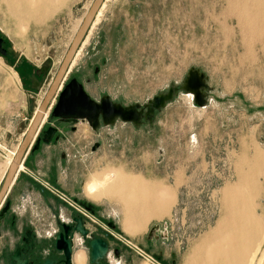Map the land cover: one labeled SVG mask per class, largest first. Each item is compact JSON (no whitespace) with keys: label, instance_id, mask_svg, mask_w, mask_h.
<instances>
[{"label":"rangeland","instance_id":"374dc122","mask_svg":"<svg viewBox=\"0 0 264 264\" xmlns=\"http://www.w3.org/2000/svg\"><path fill=\"white\" fill-rule=\"evenodd\" d=\"M92 1L68 0L36 23L13 21L0 3V38L7 51L0 55V184L8 152L22 139L13 135L17 123L9 120L3 95L10 87L24 91L26 113H34ZM98 11L62 83L75 77L90 97L108 95L122 105L143 104L179 85L192 67L209 85L203 107L179 92L155 112L152 126L117 121L90 131L82 164L87 181L95 171L121 170L173 190L168 214L144 231H165L167 246L177 247L166 264H179L193 245L213 244L220 191L235 182L237 161L249 160L255 149L264 151L262 41L243 33L236 16L227 14L226 0H104ZM54 101L52 96L47 115ZM78 130L89 133L85 123ZM92 141L100 142L93 152ZM120 207L109 202V219L123 228Z\"/></svg>","mask_w":264,"mask_h":264},{"label":"crops","instance_id":"0c3cea01","mask_svg":"<svg viewBox=\"0 0 264 264\" xmlns=\"http://www.w3.org/2000/svg\"><path fill=\"white\" fill-rule=\"evenodd\" d=\"M10 88L3 95V99L6 101L7 111L11 113L9 120L17 123V130L13 135L22 137L28 125L27 121L29 123L33 114L26 113L27 99L24 91L15 92ZM79 124L81 123L77 127ZM3 125L0 120V131ZM7 134L12 133L6 130L5 135ZM88 134L82 135L76 130L67 134L65 141L51 142L42 145L38 150L30 149L25 153L19 165L21 167L18 168L6 194L5 200L9 201V209L0 217V259L5 252L21 244L22 237L29 229L36 238L44 237V232L53 226L56 216L66 219L74 211L69 205L73 200L88 201L95 207L93 215L81 212L88 219L86 226L109 242L111 250L102 264H166L167 257L173 256L174 250L177 251V247L167 246L165 231L145 235L147 224L156 219L139 220V213L136 211L135 215L132 214L131 223H127L121 209L123 228L114 225L113 230H108L104 227L105 223L111 221L109 202L121 206L122 201L119 197L110 195L98 198L86 196L84 185L88 177L82 173V164L86 163L84 153L87 138L91 135L90 130ZM4 167L2 165V176L6 171ZM172 194L174 203L173 190ZM214 247L215 242L205 248L202 242L193 245L191 252L184 257V262L180 261L179 264H201L203 256ZM71 261V264H89L86 249L74 245Z\"/></svg>","mask_w":264,"mask_h":264},{"label":"bare ground","instance_id":"6f19581e","mask_svg":"<svg viewBox=\"0 0 264 264\" xmlns=\"http://www.w3.org/2000/svg\"><path fill=\"white\" fill-rule=\"evenodd\" d=\"M67 1L0 0V3L13 21L36 23L46 19ZM226 1L229 7L227 14L236 16L243 33L262 41L264 48V0ZM98 14L99 11L96 17ZM185 94L191 95L192 99V94ZM42 115L43 119L46 111ZM14 154L13 151L6 157L5 170ZM235 172V182L225 185L220 191V217L212 242L216 247L207 251L201 264H212L215 257L219 258L217 264H264V248L255 261L258 249L264 247V207L259 208L257 203L261 198L264 201V188L259 181V177H264V151L255 149L249 160L241 157L235 165ZM109 175H92L84 186L85 194L89 198L102 195L119 197L127 223H131L135 211L139 213V220L160 219L168 214L174 200L169 188L124 174L121 170Z\"/></svg>","mask_w":264,"mask_h":264},{"label":"water","instance_id":"95a60500","mask_svg":"<svg viewBox=\"0 0 264 264\" xmlns=\"http://www.w3.org/2000/svg\"><path fill=\"white\" fill-rule=\"evenodd\" d=\"M103 1L93 0L90 4L2 177L0 184V217L9 209V201H5L8 188L16 175L25 152L30 147L34 136H36L44 122L42 114L46 111L52 96L57 95V98L50 109V118H57L72 123H75L77 120H84L92 130H97L100 125L112 126L117 121L130 123L135 128H139L144 122L152 126L155 112L164 108L179 92L192 94L194 104L199 107L206 105V93L209 91L206 76L199 69L193 67L187 70L179 85H170L166 91L157 93L143 104L132 103L122 105L114 102L108 95H102L98 101H95L85 91L83 84L75 77H71L67 82L62 83V79L69 71L72 60ZM2 42L3 40L0 38V55L4 56L6 51L1 46ZM55 92L56 94H54ZM55 130L51 125L43 130L41 135L36 138L33 149L39 147L40 141L42 143H49ZM92 149H95V147H92ZM80 205L91 214H94L95 211L92 204L81 201ZM85 223L83 216L71 215L70 222L61 224V230L42 245L30 239L31 231L28 230L22 240L23 245H18L13 250L5 252L0 259V264H71L72 238L74 233L80 234L83 239L87 235L90 236L86 243L88 247V262L89 264H102V262L106 261L107 255L111 250L109 242L105 238L96 235ZM108 224L114 227L113 222H109ZM154 229H156V226L151 228L152 231Z\"/></svg>","mask_w":264,"mask_h":264},{"label":"flooded vegetation","instance_id":"af4514ba","mask_svg":"<svg viewBox=\"0 0 264 264\" xmlns=\"http://www.w3.org/2000/svg\"><path fill=\"white\" fill-rule=\"evenodd\" d=\"M1 46H2V48H4V40H3V42L1 43ZM6 54H7V51H6ZM5 54V55H6ZM70 79V78H69ZM68 79V80H69ZM67 80V81H68ZM56 98H57V95L56 96H54V100L56 101ZM94 99V98H93ZM100 98H98V99H94L95 101H98ZM55 101H54V103H55ZM54 103H53V105H54ZM52 105V106H53ZM52 106H51V108H52ZM50 108V109H51ZM50 112V111H49ZM44 122H43V124H42V126H41V128H40V130L38 131V133L36 134V136H34V139H33V141H32V143L30 144V147L27 149V151L28 150H32V151H34V150H38L42 145H47V144H50L51 142H58V141H62V140H64L65 141V136L67 135V134H69V133H71V132H75L76 130H78V127H77V124L78 123H85V125L87 126V128L91 131V132H97L100 128H102L103 127V125H100V127L97 129V130H92L91 129V127L88 125V123L86 122V121H84V120H77L75 123H72V122H70V121H62V120H59V119H57V118H50V114L49 115H47V112H46V115H45V117L42 119ZM53 126L56 130H55V132H54V134H53V136H52V138H51V140H50V142L49 143H42L41 141H40V144H39V147L37 148V149H33V147H34V145H35V140H36V138L38 137V136H40L41 135V132L43 131V130H45L47 127H49V126ZM97 143H98V145H97ZM100 145V142L99 141H92L91 143H90V145H89V149H90V151L91 152H93V151H95L96 150V147H98ZM92 147H95V149H92ZM26 151V152H27ZM25 152V153H26ZM25 155V154H24ZM18 168H19V166H18ZM18 170V169H17ZM17 173V172H16ZM6 201V200H5ZM86 202V203H90V202H88V201H84V200H73V201H71L70 203H69V205L72 207V209L74 210V211H71L70 213H69V215H68V217L65 219V218H63L62 216H60V215H58V216H56L55 217V219H54V224H53V226H51L50 227V229H57V233L61 230V227H60V225L61 224H63V223H69L70 222V216L71 215H74V214H76V215H81V216H83L84 218H85V222L88 220L87 218H86V216L82 213V212H88L90 215H93V214H91L89 211H87L84 207H82L81 205H80V202ZM91 204V203H90ZM93 206V209H94V211H95V207H94V205H92ZM82 211V212H81ZM95 213V212H94ZM110 222H112V221H110ZM105 225L107 226V229L108 230H113V228L108 224V223H105ZM89 228V227H88ZM50 229H48V230H50ZM91 229V228H90ZM30 230V229H29ZM91 230H93V229H91ZM28 231V230H27ZM26 231V232H27ZM31 231V240H33L34 242H38L40 245H42V244H44L47 240H50L51 238H53L54 236H52V237H50V238H47L46 236H44V237H40V238H36L34 235H32V230H30ZM94 231V233L96 232L95 230H93ZM25 232V233H26ZM106 232H109V231H107L106 230ZM96 234V233H95ZM109 234V233H108ZM97 235V234H96ZM98 236H100V235H98ZM25 237V234H24V236L22 237V240H23V238ZM101 237H103V236H101ZM90 238V236L89 235H87L86 236V238L85 239H83L82 238V236L80 235V234H78V233H74L73 234V238H72V253H73V247H74V245H76L77 247H80V248H82V247H84L85 249H86V251L88 250V247H87V245H86V243H87V241H88V239ZM103 238H105V237H103ZM106 239V238H105ZM107 240V239H106ZM108 241V240H107ZM20 245H23V241L21 242V244ZM18 246V245H17ZM16 247V246H15ZM14 247V248H15ZM13 248V249H14ZM12 249V250H13ZM4 255V254H3ZM2 255V256H3ZM1 256V257H2ZM71 260H72V256H71ZM0 262H1V260H0Z\"/></svg>","mask_w":264,"mask_h":264},{"label":"built area","instance_id":"2783aa9c","mask_svg":"<svg viewBox=\"0 0 264 264\" xmlns=\"http://www.w3.org/2000/svg\"><path fill=\"white\" fill-rule=\"evenodd\" d=\"M114 214V213H113ZM104 227L107 229V226L104 224ZM57 233V229H50L44 232V236H46L47 238H50L52 236H54Z\"/></svg>","mask_w":264,"mask_h":264}]
</instances>
